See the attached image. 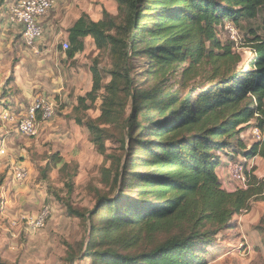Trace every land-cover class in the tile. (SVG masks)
<instances>
[{
	"label": "trees",
	"instance_id": "16d2710c",
	"mask_svg": "<svg viewBox=\"0 0 264 264\" xmlns=\"http://www.w3.org/2000/svg\"><path fill=\"white\" fill-rule=\"evenodd\" d=\"M116 1L126 22L117 25L115 17L104 11L102 20L95 22L84 15L68 30V58L82 53L84 40L91 37L99 50L110 49L120 62L124 60L106 87L99 71L92 69L93 88L78 100L94 104L104 89L100 117L77 123L90 132L102 155L106 142L117 138L112 129L118 131L123 151L116 162L115 197L99 198L91 212L94 225L99 217L102 226L87 258L96 259L97 264H207L198 248L202 246L203 252L214 245L235 216L264 199V183L254 171L247 173L246 189H223L217 156L228 150L233 161V141L239 149L245 148L242 129H237L257 115L263 123L264 17L262 34H254L249 41L255 57L248 72L237 68L242 58L232 47L222 45L215 26L223 19H257L264 12V0ZM143 55L155 61L153 72L145 75L156 82L148 78L151 85L139 87L127 60ZM205 66L211 67L207 80L213 87L182 95L168 85L169 71L172 78L180 75L179 84L184 86ZM84 109L90 108L85 105ZM136 147V156L129 161ZM256 156L264 159V145L255 144L244 153L246 159ZM127 170L134 195L119 199ZM0 264L9 263L0 258Z\"/></svg>",
	"mask_w": 264,
	"mask_h": 264
},
{
	"label": "rangeland",
	"instance_id": "374dc122",
	"mask_svg": "<svg viewBox=\"0 0 264 264\" xmlns=\"http://www.w3.org/2000/svg\"><path fill=\"white\" fill-rule=\"evenodd\" d=\"M17 1L0 0V258L9 264H97L96 259H88L87 254L98 239L102 223L98 217L94 225L91 212L99 198L115 197L116 162L123 151L121 142H117L118 131L112 129L117 138L106 142V154L102 155L90 132L77 123L100 117L104 89L96 103L85 104L89 110L78 100L93 88L92 69L99 71L102 85L106 87L112 81L111 73L124 60L120 62L110 49L99 50L91 37L84 40V51L73 59L67 57L69 48L64 49V45L69 43L68 30L81 16L100 21L107 11L115 17L117 25L126 22V16L119 13L116 0H59L44 18L42 38L29 47L11 16V6ZM263 17L264 12L255 20L223 19L215 26L222 45L232 47L242 58L237 68L243 72L250 71L255 53L249 41L255 39L254 34H262L259 28ZM127 64L137 86L156 82L145 75L148 70L153 72L155 61L143 55L127 60ZM187 64L188 61L181 65L179 73ZM210 72V66L201 68L198 76L184 86L179 84L182 83L180 75L172 78L169 71L166 77L173 90L185 95L195 88L213 87L214 83L207 80ZM148 78L152 79L151 83ZM41 98L54 105V117L42 125L40 135L25 137L19 133L18 126L30 107ZM258 119L263 117L257 115L237 129H242L240 138L245 148L239 149L233 141V151H236L233 161L227 156L228 150L217 156L220 167L225 158L230 160L229 175L232 165L239 163L246 166L248 173L254 171L264 183V159L244 157L255 144L264 145V120L261 124ZM256 130L260 138L254 134ZM136 149L129 153V161L135 158ZM144 152H140L141 157ZM12 164L26 170V181L17 182L12 178ZM126 172L127 177L120 184L119 199L134 195L129 191L130 177L129 171ZM139 184L136 183L135 191ZM44 207L51 209L46 226L28 233L27 220L38 216ZM159 239L163 240L164 236ZM201 247L198 253H203L207 264H264V199L252 202L250 211L235 216L217 236L214 245L207 246L203 252H200ZM144 250V247L139 248L137 253Z\"/></svg>",
	"mask_w": 264,
	"mask_h": 264
},
{
	"label": "built area",
	"instance_id": "2783aa9c",
	"mask_svg": "<svg viewBox=\"0 0 264 264\" xmlns=\"http://www.w3.org/2000/svg\"><path fill=\"white\" fill-rule=\"evenodd\" d=\"M59 0H18L11 6V16L23 35L27 46L32 47L44 34L41 21L54 10ZM69 48L65 43L64 49ZM55 114L54 105L47 99L37 100L23 117L18 126V131L25 137L34 138L40 135L43 124L49 123ZM256 137L260 138L259 130H256ZM5 152L2 150L1 154ZM231 165V164H230ZM247 169L245 165L235 163L231 167L229 179L224 183L223 189L228 192H235L239 189H246L248 185ZM10 175L17 182H24L28 177L26 170L18 164H12ZM51 209L44 207L41 213L35 218L28 219L27 232L35 233L42 230L49 218Z\"/></svg>",
	"mask_w": 264,
	"mask_h": 264
},
{
	"label": "crops",
	"instance_id": "0c3cea01",
	"mask_svg": "<svg viewBox=\"0 0 264 264\" xmlns=\"http://www.w3.org/2000/svg\"><path fill=\"white\" fill-rule=\"evenodd\" d=\"M64 0H62V2H63ZM79 19V18H78ZM77 19V20H78ZM44 20L45 19H43L42 21H41V24L43 25V23H44ZM76 20V21H77ZM75 21V22H76ZM95 22H98V21H95ZM254 159V158H253ZM252 160V159H251ZM224 165H222L219 169H218V175H219V178H220V181H221V183H222V185H224V183L229 179V171H228V169H227V166L229 167V164H231V162H230V160H228V159H224V163H223Z\"/></svg>",
	"mask_w": 264,
	"mask_h": 264
}]
</instances>
